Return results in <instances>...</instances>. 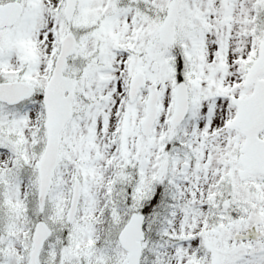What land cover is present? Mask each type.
Returning a JSON list of instances; mask_svg holds the SVG:
<instances>
[{"label":"snow or ice","instance_id":"obj_1","mask_svg":"<svg viewBox=\"0 0 264 264\" xmlns=\"http://www.w3.org/2000/svg\"><path fill=\"white\" fill-rule=\"evenodd\" d=\"M0 264H264V0H0Z\"/></svg>","mask_w":264,"mask_h":264}]
</instances>
